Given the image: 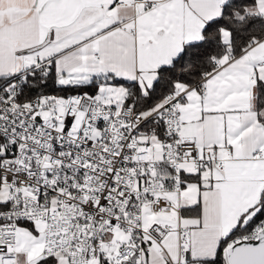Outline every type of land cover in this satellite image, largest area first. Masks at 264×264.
I'll return each mask as SVG.
<instances>
[{"label":"snow or ice","instance_id":"obj_1","mask_svg":"<svg viewBox=\"0 0 264 264\" xmlns=\"http://www.w3.org/2000/svg\"><path fill=\"white\" fill-rule=\"evenodd\" d=\"M0 264H264V0H0Z\"/></svg>","mask_w":264,"mask_h":264}]
</instances>
